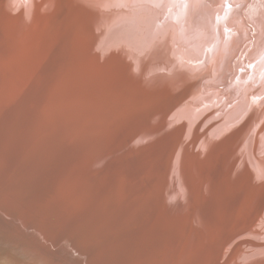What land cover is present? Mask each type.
Masks as SVG:
<instances>
[{"label": "bare ground", "instance_id": "bare-ground-1", "mask_svg": "<svg viewBox=\"0 0 264 264\" xmlns=\"http://www.w3.org/2000/svg\"><path fill=\"white\" fill-rule=\"evenodd\" d=\"M74 1H76V0H74ZM87 1L91 5V7L92 6L97 7V9H98V6L103 8L105 5L106 6L109 5V8H111L112 13L115 10H114V8L111 7V5H113L114 3L119 4L118 10H120V11H118V12H119V15L122 17L121 20L123 19V17L126 20L128 19L127 24L124 27L127 28V25H129L130 28L128 26V30L125 31V32H127L126 33V35H127L126 43H124V45L122 44L123 49H125V48L127 49V51L124 52L125 53L124 54L125 60L123 61L122 64H116L115 62L111 61V64L113 62V64L115 65V70H113V71H115L116 74H118V76L121 79L122 78H131L133 80H136L142 86V88L145 87V90L147 89L149 92H152V93L153 92H162V95L164 97L169 98V103H171L172 102L171 100H173V99L176 103V100H177L176 98H181V97H183V99L185 100L186 95L189 93L188 91H191V87H192L191 80L194 77L200 78L201 73H204L205 75L210 74L211 77L216 76L217 74H219V72L221 70L222 63L227 61V70H226V73L224 75V77L225 78L227 77V79L224 82V84L227 82V84L229 83V86H231V87H232V85H236L237 86L236 92L232 93L233 95H229V97L222 99V97H221L222 92L218 91L217 88H215V89H217V93H215V91L213 90L214 88H210L211 86L210 87L204 86V88H202V86H201V88L198 89V91L195 92V94L193 93L194 95L192 96L191 101L192 100L196 101V100L201 99L202 102H204V105H203L204 108L207 110L206 114H207V112L209 114V112H210L209 109H211V108H213L217 111L219 109H222L223 111L224 110L228 111V113L226 114L227 117L224 118L221 122L218 121L219 124L216 127V132L210 138L213 140V137L214 138L215 137H220V138L223 137L224 139L223 138H221V139L224 140L223 141V143H224V142H226L227 138H230L232 136L231 138H234L233 143L231 142L232 144H231L230 148L227 147L224 150H221L222 148H220L221 151L220 150L219 151H216V150L213 151V148L209 147L210 142L206 143L207 140L206 141L200 140L199 145L195 151V155L197 158L198 157L204 158V163L209 162L210 164L214 165L216 169H213V170L218 171L217 175H219L221 170L223 171L222 177H220V178L218 177V179L221 181V183H224L227 180L230 181L229 177L231 174H234L235 178L237 177L236 179H234V181L230 182L229 185L227 184L228 183V181H227V183L225 185H227L228 188L227 187L225 188V185L221 184V188H224L223 192L229 193L230 189L231 190L233 189L235 191H237L238 189H241L245 192L248 189L247 186H248V181H250V179H251V182L253 180H256V181H258L257 183L262 184V185H260V187H261V189H263L264 188V130H263L264 127L261 128L263 130L262 132H260V133L258 132L256 134V140H254V137L251 135L256 130L252 126V124L255 123L254 122L255 116L257 115L258 117H262L261 121H262V119L264 120V70H262V68L264 66V0H199L201 2L200 3L201 6L198 4V2L196 0L195 1L192 0L193 3H190L189 5L184 0H87ZM41 2H42V0H41ZM41 2H40V4H41ZM52 2H53L52 5H54L56 3L53 0H52ZM81 2H84V1H81ZM81 2L79 0L80 4H81ZM93 2L97 3V5L93 4ZM4 4H6V3H4ZM34 4H35V2H34ZM34 4H33V6H34ZM20 5H22V2ZM24 5L25 4H23V8L25 7ZM28 5H27V7H28ZM52 5L49 4V6H51V7H52ZM72 5L73 4H71V6ZM81 5L83 6V4H81ZM33 6H32V8H33ZM73 6H75V4ZM76 6L78 7L79 5H76ZM82 6H80V7H82ZM84 6H83V8H85ZM121 6H122V8H121ZM235 6H237V7L239 6L241 9L236 10ZM48 7L46 9H48V13H49ZM87 7H89V5ZM100 7H99V10H97V11H99V13H100V11H102V8H100ZM3 8L5 9V7H3V5H2V11L4 10ZM29 8L31 9V7H29ZM35 8H36V6H35ZM25 9H26V7H25ZM51 9H53V8H51ZM77 10H79V9H77ZM82 10H86V9H82ZM5 11H3V12H5ZM21 11H22V9H21ZM31 11H33V9ZM41 11H42V8H41ZM97 11H95V12H97ZM26 12L27 11H25V14H26ZM39 12H40V10H39ZM42 12H43V14L45 13L44 11H42ZM88 12H90V11H88ZM109 12H110V9H109ZM109 12H108V15L110 14ZM191 12H193V15H195V12H197L199 16L196 18H194V17L192 18ZM6 13L8 14V12H6ZM41 13H40V16L43 15ZM50 13H51V15L49 14L50 16L48 17V21L49 20L51 21V19H50L51 16L53 18V16L55 17V15H56V14L52 15V13H53L52 11ZM55 13H56V11H55ZM105 13L107 14V12H105ZM11 14H13V13H11ZM19 14H20V11H19ZM19 14H18V16H20ZM22 14H24V13H22ZM227 14L229 15L230 21L234 22L235 25L242 26V27L251 26L252 28H254L251 31L248 30L249 34H250V32H252V34H250L251 45L249 48L247 47L245 49V51H242L243 43L239 44V49L234 47V40H235V38H237L236 37L237 33L234 32L233 30L229 29L230 27H228V26H226V24H224L225 19L222 17L227 15ZM253 14H256V15H253ZM14 15H16V14H13L12 17H14ZM44 15H46V14H44ZM94 15H97V14H94ZM108 15L107 16L104 15L103 17L101 16V14L98 15V16L102 17V20H103V22L101 21L102 26L105 29H107V31L123 27L125 22L121 24V22L116 21V19L114 20L112 18V20H111L110 19L111 16L109 17ZM9 16H10V14H8V17ZM18 16H16L15 20L17 19L18 23L20 22L19 20H22L21 22H23V19H22L23 17L21 16L22 18L20 17V19H19V18H17ZM33 16H34V14L32 16H30V18H32ZM107 17H109V18H107ZM4 18H6V16ZM10 19H12V18H9V20ZM24 19H25V17H24ZM39 19L40 18H38V22H39ZM74 19H76V18L74 17ZM1 20H3V17H1ZM12 20H14V18ZM5 21H6V24L9 25L8 21L7 20H5ZM48 21H47V23H48ZM74 21H76V20H74ZM79 21H80V19H79ZM51 22H53V21H51ZM55 22H53V24L51 26L52 28H53V25L56 24ZM91 22H93V24L95 23L94 20ZM98 22H99V19H98ZM98 22H97V24H99ZM47 23H46V26L48 27V25H50L49 24L50 22L48 24ZM73 23H75V22H73ZM14 24L11 25L12 28H13ZM29 24L31 25L33 23L29 22ZM93 24H92V26H93ZM35 25H32V26L34 28V31L35 30L37 31L38 28L35 29L37 27V26L34 27ZM11 26H10V28H11ZM74 26H75V24H74ZM85 26L87 27L88 25H85ZM97 26L98 25H96V29L99 30L100 24H99V27H97ZM18 27H19V24L17 25V28ZM51 27H49V28H51ZM86 27H84V28H86ZM88 27H90V26H88ZM14 28H15V26H14ZM17 28H15V29H17ZM59 28H57V29H59ZM90 28H92V27H90ZM19 29H20V27H19ZM44 29H46V27ZM69 29L67 30V27H66L67 32L70 31ZM77 29L78 28H76V30ZM129 29H135V30L129 32ZM248 29H250V28H248ZM39 30H41V29L39 28ZM66 30L64 29V31H66ZM71 30H74V28H71ZM88 30H90V29L88 28L87 31ZM98 30H96V31H98ZM100 30H102V29H100ZM27 31H28V29H27ZM27 31L25 29V32H27ZM44 31H42V32H44ZM82 31H84V30L82 29L81 32ZM9 32H11V31H9ZM22 32H24V31H22ZM32 32L31 33L29 32L27 35H31ZM37 32H39V31H37ZM46 32H47V30H46ZM93 32L95 33V29ZM8 33H7V35H8ZM12 33H14V32H12ZM107 33L109 35V32H107ZM15 34L17 36L14 34H13V36L18 38L19 34H17L16 32H15ZM23 34H20L19 39L21 38V35H22V37L25 35V34L24 35ZM42 34H40L39 37ZM44 34H45V32H44ZM68 34L72 35L71 33H68ZM81 34H79V35H81ZM91 34L93 35V33H91ZM52 35H55V34H52ZM57 35H58V33H57ZM46 36H47V33H46ZM51 36H50V38H51ZM11 37L10 38L6 37V38H9V40L11 41ZM14 37H13V39H14ZM69 37L70 36H68V38ZM72 37H74V36H71V38ZM79 37L82 38L83 36L81 35ZM106 37H105V39H106ZM2 38H4L3 35H2ZM28 38H31V37L27 36V40H28ZM41 39H44V38H41ZM86 39L88 40V38H86ZM89 39H90V37H89ZM243 39H244V37H243ZM15 40H17V39H15ZM36 40L39 42L40 38H39V40L36 38ZM59 40H60V38H59ZM68 40H72V39L69 38ZM74 40H75V38H74ZM115 40L117 42V38ZM248 40H249V38H248ZM8 41H6V42L4 41L5 44L10 42V41L9 42ZM26 42L27 41H25V43ZM50 42H52V40ZM50 42H48V45H50ZM60 42H62V41H60ZM63 42H64V40H63ZM82 42L84 43V41H82ZM86 42H88V41H86ZM89 42H91V41H89ZM0 43H3V41H0ZM31 43L32 42L27 43L28 46L31 47V45H32ZM33 43H35V41ZM67 43H69V44L71 43L70 47H71V49H73L72 48L73 40H72V42L68 41ZM77 43H80V42H77ZM41 44L43 45V41L41 42ZM63 44H65V42ZM92 44H93V42H92ZM120 44H121V42H120ZM2 45H4V44H2ZM37 45L39 46V44L36 42L35 46H37ZM105 45H107V44H105ZM20 46L22 47L21 43H20ZM33 46H34V44H33ZM38 46H37V48H38ZM64 46H61V43L59 45L57 42L56 48L55 47L54 48L58 49V52L60 53L61 48H63ZM8 47H7V51L10 50V49H8ZM73 47H75V46H73ZM88 47H90V46L88 45ZM237 47H238V45H237ZM12 48L14 49V47H12ZM16 48L19 49V45ZM27 48L25 49V47H22L23 50H27ZM39 48H41V47H39ZM1 49H2V46H1ZM71 49H69V51H67V49H65L66 50L65 54L69 55V52L72 53L70 51ZM91 49L92 48L90 47V50ZM108 49H110V48H108ZM20 50H21V48H20ZM23 50H21V51H23ZM34 50L32 48L31 51H34ZM45 50H47V49H45ZM63 50L64 49H62V51ZM82 51H84V50H81L80 52H82ZM9 52H7V53H9ZM14 52H15V49H14ZM18 52L19 51L16 52V55L19 54ZM56 52H57V50H56ZM66 52H68V53H66ZM26 53H30V51H28V52L26 51L23 54L25 55ZM38 53L44 54L45 51L43 50V52H42V50H41V53L40 52H38ZM51 53H53V55H54L55 52H51ZM47 54L49 55L50 52ZM76 54H77V52H76ZM232 54H235L233 58L231 56ZM6 55L4 54L3 56L5 57ZM45 55L46 54H44V56ZM55 55H58V53ZM97 55H98V53H97ZM107 55L108 54H106V56ZM229 55H230V57H229ZM60 56H64L65 58H67L66 57L67 55H64V54H62ZM14 57H15V55H14ZM45 57H44V59H45ZM49 57H51V55ZM64 57H60L61 58L60 59L61 64L62 63L64 64L65 61H67V59H68L67 58L65 60ZM7 58H8V56H7ZM9 58H11V57H9ZM57 58H59V56ZM74 58H75V56H74ZM46 59H48V61L50 60V58H46ZM52 59L54 62H57V60L55 61L54 58H52ZM76 59H78V58L76 57ZM10 61L11 62L14 61L13 63H15V65H16L14 58H13V60L11 58ZM36 61H38V59ZM62 61H64V62H62ZM78 61H80V63H82L81 62L82 59L81 60L79 59ZM242 61H244V62H242ZM41 62H42V59H41ZM50 62H51V60H50ZM107 62H108V60H107ZM36 63H35V65H36ZM57 63L60 65V68H61L62 66L59 63V60ZM73 63H74V61H73ZM80 63L78 65H80ZM52 64H54V63L52 62ZM59 65H57V66H59ZM114 65H113V67H114ZM118 66H120V67H118ZM38 67H40V65ZM75 67H76V65H75ZM107 67H109V66H107ZM49 68H52V66ZM62 68L64 70V67H62ZM85 68H87V67H85ZM245 68L249 69V71H246ZM111 69H113V68H110V71H112ZM49 70H50V72H49ZM49 70H47L48 73L52 74V76H53V71L51 72V69H49ZM35 72H37V71H35ZM35 72L32 71L31 73H35ZM58 72H60V71H58ZM115 72L114 73L111 72V73H113L115 76H117L115 74ZM42 73L44 75L43 71H42ZM42 73H41V75L40 74L39 75L42 76ZM26 74H27V72H26ZM94 74H92V75H94ZM109 74H110V72H109ZM113 74H110V75H113ZM229 74H231V76ZM20 75H22V74L18 73V76H20ZM28 75H30V71H29ZM32 75L34 76L36 74H32ZM54 75H55V73H54ZM13 76L14 75H12V77ZM23 76L25 77V75H23ZM45 76H44V78H45ZM50 76L51 75H49V77ZM56 76H55L54 80H53V77H50L52 79V81H55ZM21 77L19 78L20 81H21ZM206 77L207 76H205V78ZM50 78L47 79V77H46L45 79H46V81H48V80L50 81L51 80ZM57 78H60V75ZM14 79H13V81H14ZM229 79H231V81ZM26 80H28V78ZM64 80H62L61 82H63ZM72 80H74V79H72ZM52 81H50V82H52ZM68 81H69V79H68ZM6 82H7V80L3 76H0V92H1L3 86L5 85ZM83 82H84V80H83ZM97 82H98V80H97ZM99 82L101 83V81H99ZM29 83H30V81H29ZM56 83H57V81L55 82V85L53 83H52V85L57 86ZM60 83L58 84L59 88H60ZM102 83H104V82H102ZM46 84L49 85V88H50L51 85L48 84L47 82H46ZM46 84L44 85L45 87H46ZM106 84L105 83L103 84V85H105L104 89L107 87L109 88V86H108L109 84H107V87H106ZM17 85L18 84H16L15 87ZM27 85H29V84L27 83ZM32 85H34V84H32ZM103 85H101V86H103ZM216 85H218V84H216ZM220 85L223 86V84H220ZM36 86L34 89H38V88H36ZM61 86H62V84H61ZM65 86L66 85H64L62 87H65ZM85 86H87V85H85ZM8 87H5V88H8ZM58 87H56V89H54V90H56L55 92H57ZM112 87L113 86L110 85V89H113ZM59 88H58V90H59ZM10 89H12V88H10ZM30 89H31V87H30ZM84 89H85V87H84ZM88 89H90V88H88ZM98 89H100V88H98ZM7 90L8 89H6L5 92ZM54 90H51L49 92L51 93ZM115 90H117V92ZM115 90H113V93L110 92V94L113 95L114 93H116V96L118 94L119 95L120 94H126L127 98H130L131 100H133L131 102L135 101V102H138L139 104H143L144 108L145 107L150 108L155 103V101L153 102L150 99L142 98V97L138 96L137 94L130 92L132 89L130 91H128V90H123V89H119V88L117 89V87H116ZM26 91L24 89V92H26ZM39 91L40 90H38V92ZM45 91H46V93H44V94L48 95L47 94V93H49L48 90H45ZM108 91H109V89H108ZM2 92H3V90H2ZM29 92H30V90H29ZM38 92L35 91V93H38ZM28 93H24L25 96H26V94L28 95ZM41 93H42L41 96L43 98L44 97L43 92L41 91ZM60 93H62L61 89H60L59 93H57V94L59 95ZM1 94H3V93H1ZM6 94H8V93L6 92ZM19 94H21V93H19ZM24 94L21 96L25 97ZM33 94H34V92H33ZM110 94L108 93V95H110ZM60 95L63 96L64 94L63 95L60 94ZM9 96H11V95H9ZM13 96L11 97L12 99H13ZM41 96L39 94V97H41ZM105 96H107V95H105ZM113 96H115V95H113ZM113 96L111 97L112 99H113ZM116 96H115V98H116ZM175 96H176V98H175ZM231 96H234V98L232 99ZM31 97H30V99H33L34 95H31ZM188 97H190V96H188ZM203 97L205 98V100ZM20 98H18V99L20 100ZM26 98H28V97H26ZM26 98H24V102H25ZM109 98L107 100H109V101L112 100ZM136 98H137V100H136ZM147 98H149V97H147ZM16 99H17V97H16ZM43 99L45 100L46 96ZM67 99H69V98L67 97ZM28 100H29V98H28ZM39 100H40V98H39ZM59 100H60V97H59ZM59 100L57 99V101H59ZM86 100H88V99H86ZM13 101H14V99H13ZM21 101H23V100H21ZM54 101L56 102V100H54ZM75 101H78V100H75ZM3 102H5V101H3ZM20 103H21V105L23 104L22 102H20ZM35 103L37 104L38 102H35ZM44 103H45V101H44ZM46 103H48V102H46ZM50 103H51V101H50ZM116 103H118V102L116 101ZM134 103H133V105H134ZM182 103H184V102H182ZM15 104H13V105L15 107H17ZM31 104H32V102H30V105ZM41 104H43V103L41 102ZM84 104H85V102H84ZM6 105H5V107H6ZM24 105L26 106L28 104H24ZM43 105H41V106H43ZM110 105H109L110 107L114 106L113 103ZM44 106L41 109L45 108ZM52 106H55V105L52 104ZM70 106H71V102H70ZM79 106H81V105L79 104ZM79 106H78V108H80ZM117 106H120V105L116 104L115 107H117ZM123 106H125V105H123ZM123 106H121V108ZM201 106H202V104H201ZM5 107H3V103L0 102V264H217L215 259L214 260L211 259V258H213L212 254H214L211 252L213 251V249H216V245L213 244L214 243L213 241H211V233L214 232V230L217 227L216 223L214 222L215 220L213 219V217H214V215H213V208H214L213 204L211 202L207 203V201L205 199V205L206 204H208V205H207V207L206 206H204V207L207 208L208 211L206 210V208H205V210L207 211L206 214L207 213L208 214H207V216H206V214H203L204 217H202V216H200L201 214H199L200 211L199 212L197 211L199 209L194 208L195 206H193L194 209L189 208L192 205V204H189L191 202V200H189L190 202L188 203L190 205L189 207H184L185 205L183 206V204L185 203V202H183L184 200L183 201L181 200L183 202L181 204V203H179L181 201L178 198L179 202H177L176 196L174 195V191H173V185H171L172 183L171 184L166 183L165 181H163L164 179L162 177H161V179L157 178L159 176L158 172L162 173L161 172L162 170L157 172L156 168H155V173L157 172L156 174H154L153 171L151 173L147 170L142 171V172L141 171H139V172L134 171L135 173L130 174L131 173L130 172L128 174V172L130 170H127L128 167L125 163L124 164L127 167L125 170H127L128 172L123 170V168H125V166L124 167L123 166H119V167L115 166V164L112 163L111 160L108 158V155L110 154L108 151H109L111 144H112L111 147H113V144H114L113 141L118 136V133L115 130L116 128L113 127V129H109L108 127H106V129H105L103 127L104 125H97L96 126V125H93V124L85 122V121L70 120V119H68V117L65 118L64 115H57L52 120L51 119L49 120L46 116L47 113L45 112V110H43L42 114H43V112H45V116L49 121L47 120V122H45L46 119H44L45 123L41 124L38 128H36L33 132H31V134L29 132L30 136L27 138V140L25 138H23L26 141H21L19 132H17V128H16L15 123L13 122L12 116L9 115L10 111L9 110L7 111L5 109ZM75 107H76V105H75ZM75 107H74V109H75ZM84 107L85 106L82 105V108H84ZM169 107H170V105H169ZM18 108L19 107H17V109ZM23 108H24V106H23ZM68 108H70V107H68ZM82 108H81V110H82ZM95 108L96 107H94V110H92V112H90V113H92V115H93L94 111L96 110ZM99 108L101 109L100 105L97 108L98 111H99ZM105 108H106V106H105ZM12 109H14V108H12ZM17 109H14V110H17ZM71 109H72V107H71ZM119 109L120 108L117 107V110H119ZM14 110H13V112H14ZM81 110L79 113H81ZM175 110L173 109V111H175ZM22 111H24V110H22ZM47 111H50V109H48ZM100 111H102V110H100ZM142 111H143V109H142ZM223 111L221 113H223ZM54 112H53V115H54ZM73 112H75V111H70L69 113L72 114ZM85 112H83V113H85ZM79 113L77 115H79ZM109 113L111 114L110 111H109ZM112 113H113V111H112ZM117 113H119V112L117 111ZM117 113L115 112V114H111V115L115 116V115H117ZM14 114H15V112H14ZM21 114H23V112ZM110 114H109V116H110ZM202 114L205 116V113H202ZM219 114L220 113H218V115ZM23 115H21V116H23ZM199 115H201V114L199 113ZM31 116H33V114ZM39 116L41 117V114ZM18 117H20V114ZM16 118H17V116H16ZM192 118H190V116H184L177 121V124L181 121L183 122L182 124H180L181 130H182V134H181L182 137L180 138L179 142H181V144L183 143L184 147L186 146L187 140L189 138L188 135L190 134V131H191L190 128H194L195 124H193V123H198L199 121L200 122L202 121L201 118H199V117H198V119H200L199 121H198L197 117H194L193 119ZM203 118L204 117H202V119ZM18 119L22 120L20 118H18ZM18 119H17V121H18ZM213 119L211 118V122ZM36 121H35V123H36ZM18 122L20 123V121H18ZM30 123L31 122L29 121L28 124H30ZM184 124H188L187 126H190V127L187 128V126H186V128H185ZM204 125H205V123H204ZM108 126H111V125H108ZM149 126H150L149 123L142 124L136 132V138L138 137L139 139H142L148 133ZM31 127H34V126H31ZM206 127H208V126H203L199 131L202 130L204 133ZM22 128H23V126H22ZM30 130H31V128H30ZM27 131H29L28 128H27ZM195 133L197 134L198 132H195ZM241 133H242V135L245 133V138L242 139L240 137V140H239L238 136ZM26 136H28V135L26 134ZM119 136L116 139V142L121 138V136L120 137ZM228 136H230V137H228ZM260 136H261V138H260ZM134 138L135 137H133V139ZM196 138L199 139V135ZM220 138H219V140H221ZM132 140H130V141H132ZM137 143H134V144L136 145ZM139 143H140V141H139ZM218 143L220 144L221 141ZM175 144H176V141H175ZM126 145H125V147L128 146V145L127 146ZM200 146L203 147L204 150ZM216 146H218V144ZM220 146L222 147V145H220ZM224 146H226V143L224 144ZM194 147H195V145H194ZM256 148H257V150L254 151ZM110 149H112V148H110ZM175 149H176V147H175ZM113 156H116V152H115V155H113ZM117 156H119V155H117ZM164 158L166 160V157H164ZM115 159H116V157H115ZM122 159L120 158L119 160H122ZM180 159H182V158H180ZM180 159H178L180 162L179 167L182 165ZM243 159H245V160H243ZM209 160L212 162H210ZM163 161H161L162 164H159V165H163V163H164ZM110 162L113 164V167H112V165L110 166V164H109ZM120 163H122V162H120ZM130 163L131 162H129V164ZM165 163H166V161H165ZM133 165H134V163H133ZM159 165H158V167H161ZM135 166H137V165L135 164ZM135 166H134V168L136 170L137 168ZM130 167H131V165H130ZM166 167H168V166L166 165ZM181 167H183V166H181ZM191 168H193V166ZM132 169H133V167H132ZM159 169L160 168H158V170ZM161 169H162V167H161ZM182 169H184V168H182ZM189 172H192V171H189ZM180 173L181 172H179L178 175ZM189 174H191V173H189ZM155 175H158V176L156 177ZM228 175H229V177H228ZM181 176L182 175H180L178 177H181ZM145 177H149V178L145 179ZM152 178H154V180H152ZM190 178H192V177H189V179ZM225 178L227 180H225ZM252 178H254V179H252ZM193 179L195 180V177ZM183 180L180 179L181 182H183ZM180 181H178V183L181 184ZM207 181H208V179H207ZM211 181H212V178H211ZM211 181H209L208 187L212 185ZM191 183H190V185H192ZM207 184H208V182H207ZM250 184H254V183H250ZM193 186H194V184H193ZM219 186L220 185H218L217 190L220 189ZM251 186L253 188L255 185L254 186L251 185ZM180 187L184 188V183H183V186L181 184ZM205 187H206V185H205ZM190 188L192 189L191 186H190ZM196 189L199 191L200 188L199 189L196 188ZM196 189H194V190H196ZM207 189L209 190V188H207ZM180 190L181 189H179V191ZM202 190H203V188H202ZM255 190H259V189H255ZM196 191H193V192H196ZM198 191H197V194H199ZM250 191H252V190L249 189V192ZM182 192H184V190ZM193 192L191 191L192 194H193ZM206 192H208V193H206L208 196L209 191H206ZM182 194H184V193H182ZM182 194L180 197L183 198ZM186 194H187V192H186ZM194 194H196V193H194ZM196 195H194V196H196ZM223 195H224V193H223ZM196 197H193L192 200L196 199L197 202L201 201V200H198ZM215 198L217 201V197H215ZM189 199H191V198L189 197ZM196 201H193V203H195L194 205L197 206ZM219 201H221V199ZM253 201L255 203V199ZM179 204H181V205H179ZM199 204H200V202H199ZM217 204H219V203L217 202ZM233 204H234V201H233ZM248 204L251 205V203H249V202H248ZM248 204H247V206H248ZM214 205H216V203ZM232 205H231V207H233ZM221 206H223V205H221ZM215 207H217V205ZM199 208H201V206ZM252 208H254V207H252ZM202 209H203V207H202ZM231 212H232V210H231ZM216 213H219V212H217V209H216ZM218 216H215V217H218ZM227 217H229V216H227ZM220 218H221V215H220ZM217 220H219V218ZM230 220L231 221L229 222V225H227L226 229H227V231L231 230L233 233H235L241 227L242 228L246 227L247 223L249 221L247 219L245 220L243 214L240 215L239 213H238V215H235V213L233 215H231ZM234 222H235L236 226H234ZM224 223L226 224L227 220ZM218 225L220 226V224H218ZM259 225L260 226L257 228L258 229L262 228V226H261L262 221H260ZM256 232L254 231V234H256ZM257 233L260 234V233H264V232H260V233L257 232ZM187 235H188V240H189L188 242H186V238H185ZM247 238H248V236H247ZM248 241L249 242L246 244V246L244 245V246H242V248L239 247L238 250L236 249L237 251L235 250V253H234L233 258H232V259H236L235 264H264V251L260 252L261 254H259V255H255L256 253H254V255L252 257H248L249 255H247V254H250V253H247V250H249V252H250L252 249H260V250L264 249V237H263V239H260L258 236L253 235V237L250 236L248 238ZM234 243L235 242L233 241V244H231V245H234ZM229 244L230 243H228V245ZM228 245L226 246V248H225L226 252H224V253H227V251H229V250H227V247H229ZM243 247H248V248L243 251ZM229 248H232V247H229ZM260 250H258V251H260ZM227 254H226V256H227ZM246 256L248 258H245ZM222 258H223V256H222Z\"/></svg>", "mask_w": 264, "mask_h": 264}, {"label": "rangeland", "instance_id": "rangeland-1", "mask_svg": "<svg viewBox=\"0 0 264 264\" xmlns=\"http://www.w3.org/2000/svg\"><path fill=\"white\" fill-rule=\"evenodd\" d=\"M19 1V2H18ZM50 0H42V2H41V0H0V41H3V43H0V76H3L6 80H7V82L5 83V85L3 86V88H2V90H3V92H2V90H1V92H0V102L1 103H3V107H5V105H6V107H5V109L8 111H10V113H9V115L10 116H12V119H13V122L15 123V125H16V128H17V132H19V135H20V139H21V141H26L27 140V138L30 136V134H31V132H33L36 128H38L41 124H43V123H45V122H47V120L49 119H53V118H55L57 115H64L65 116V118L66 117H68V119H70V120H77V121H85V122H88V123H91V124H93V125H104L103 127L106 129V127H108L109 129H113V127L114 128H116L115 130H116V132L118 133V136L120 135L121 136V138L116 142V139L118 138V136L114 139V141H113V147H111L112 146V144L110 145V148H112V149H110L109 148V155H108V158L111 160V162L112 163H114L115 164V166H117V167H119V166H125V168H123V170H125L127 167L129 168L130 167V165H131V167L128 169L127 168V170H130L129 172L127 171V170H125V171H127L128 172V174L130 173V174H133V173H135L134 171H136V172H139V171H149V172H151L152 173V171L154 172V174H156L158 171H161L162 173H160V172H158V175H155L157 178H160L161 179V177L164 179L163 181H165L166 183H168V184H171V185H173V191H174V195L176 196V199H177V202H179L178 201V198H179V200L181 201H183V202H185L184 204H183V206L184 207H189L190 205L189 204H192L189 208H193V206H195L194 208L195 209H199V210H197L198 212H199V214H201L200 216H202V217H204V215L203 214H206V212L208 211L207 210V205L208 204H206L205 205V199H206V201H207V203L208 202H211L212 204H213V206H214V208H213V215H214V217H213V219L215 220L214 222L216 223V229L214 230V232H212L211 233V241H213L214 243L213 244H215L216 245V249H213V251L211 252V253H214V254H212L213 255V258H211V259H215L216 260V262H217V264H235V261H236V259H232L233 258V255H234V253H235V250L237 249L238 250V248L239 247H241L242 248V246H246V244L249 242L248 241V238L251 236V237H253V235H256V236H258L260 239H263V237H264V233H260V232H264V188L263 189H261V187H260V185H262V184H259V183H257L258 181H256V180H253L252 182H251V179H250V181H248V189H247V191H243V190H241V189H238L237 191H235V190H229V193L227 192H223V190H224V188H221V184H226L227 183V179L225 178V180H227L226 182H224V183H221V181L218 179V177L220 178V177H222V173H223V171L221 170V172L219 173V175H217V173H218V171H215V170H213V169H216L215 168V166L214 165H212V164H210L209 162H205L204 163V158H197L196 157V155H195V151H196V149H197V147H198V145H199V142H200V140L201 141H206V143H209V147H211V148H213V151L214 150H216V151H219L220 150V148H222L221 150H224L225 148H227V147H229L230 148V146H231V144L233 143V139L234 138H231L230 136H228V137H230V138H227L226 139V142H224L223 143V137H221V138H223V139H221L220 137H213V140L210 138L211 136H213L214 134H215V132H216V127H217V125L219 124V122L218 121H222L224 118H226L227 117V113H228V111H226V110H222V109H219L218 111L217 110H215V109H213V108H211V109H209L210 110V112H209V114H208V112H207V114H206V109L204 108V102H202V100L201 99H199V100H196V101H194V100H192L191 101V98H192V96L195 94V92H197L198 91V89H200L201 88V86H202V88H204V86H211L210 88H214L213 90L215 91V93H217V89H218V91H220V92H222V95H221V97H222V99L223 98H227V97H229V95H233L232 93H234V92H236V89H237V86L236 85H232V87L231 86H229V83L227 84V82L224 84V82L226 81V79H227V77L225 78L224 77V75H225V73H226V70H227V61L226 62H224V63H222V65H221V70H220V72H219V74H217L216 76H213V77H211L210 76V74H204V73H201L200 74V78L199 77H194L192 80H191V83H192V87H191V91H188L189 93L186 95V98H185V100L183 99V97H181V98H176V96H175V98L177 99H175L176 100V103H175V101H174V99L173 100H171L172 102L171 103H169V98H166V97H164L163 95H162V92H149L147 89L145 90V87H143L142 88V86L136 81V80H133V79H131V78H120L119 76H118V74H116V72L115 71H113V70H115V65L113 64V62H115L116 64H122L123 63V61L125 60V53L124 52H126L127 51V49L125 48V49H123V45H124V43H126V38H127V35H126V33L127 32H125V31H127L128 30V26L129 25H127V28L126 27H124V26H126V24H127V20L123 17V19L121 20V16L119 15V12L118 11H120V10H118V7H119V4H116V3H114L113 5H111V7L112 8H114V10L115 11H113V13H112V10H111V8H109V5H105L103 8L102 7H100V6H98V9H97V7H91V5L89 4V2L87 1V0H80V2L81 1H84V2H81V4H83V6L85 7V8H83V6L79 3V0H76V1H72V0H53L54 2H56L54 5H52L53 4V2H52V0L49 2ZM184 1H186L187 2V4L189 5L190 3H193V1H195V0H184ZM197 2H198V4L200 5V1L199 0H196ZM15 2V3H14ZM21 2H22V5H20L21 4ZM34 2H35V4H34ZM40 2H41V4H40ZM74 2V3H73ZM87 2V3H86ZM2 3V4H1ZM4 3H6V4H4ZM32 3V4H31ZM51 4L52 5V7L51 6H49V4ZM77 3V4H76ZM86 3V4H85ZM23 4H25L24 6L26 7V9H25V7L23 8ZM30 6H29V5ZM33 4H34V6H33ZM39 4V5H38ZM71 4H75V6H71ZM93 4H96L97 5V3H94L93 2ZM2 5H3V7H5V9L3 10V11H5L6 9V11L5 12H3L2 11ZM27 5H28V7H27ZM44 5V6H43ZM76 5H79L78 7L76 6ZM89 5V7H87ZM116 5V6H115ZM118 5V6H117ZM22 6V7H21ZM32 6H33V8H32ZM35 6H36V8H35ZM41 6V7H40ZM49 6V7H48ZM80 6H82V7H80ZM114 6V7H113ZM201 6V5H200ZM14 7V8H13ZM29 7H31V9L29 8ZM49 8V13H48V9H46V8ZM55 7V8H54ZM99 7L100 8H102V11H100V13H99V11H97V10H99ZM18 8V9H17ZM41 8H42V11H44L45 13L44 14H46V15H44L43 14V12L41 11ZM45 8V9H44ZM51 8H53V9H51ZM88 8V9H87ZM110 9V12H109V9ZM117 8V9H116ZM121 8H122V6H121ZM11 9V10H10ZM21 9H22V11H21ZM33 9V11H31ZM76 9V10H75ZM77 9H79V10H77ZM82 9H86V10H82ZM235 9L237 10H239V9H241L239 6L237 7V6H235ZM35 10V11H34ZM38 10V11H37ZM39 10H40V12H39ZM47 10V11H46ZM90 11V12H88V11ZM92 10V11H91ZM18 11V12H17ZM19 11H20V14H19ZM24 11V12H23ZM25 11H27L26 12V14H25ZM53 12L52 13V15L54 14H56L55 15V17L53 16V18H52V16L50 17V19H51V21H53V22H55L56 24H54L53 25V28L51 27L52 26V24H53V22H51L50 20L48 21V17L51 15V13L50 12ZM55 11H56V13H55ZM95 11H97V12H95ZM6 12H8V14H10V16L8 17V14L6 13ZM16 12V13H15ZM38 12V13H37ZM42 12V13H41ZM78 12V13H77ZM88 12V13H87ZM102 12V13H101ZM105 12H107V14L105 13ZM108 12L111 14H109L108 15ZM117 12V13H116ZM6 13V14H5ZM11 13H13V14H16V15H14V17H12L13 16V14H11ZM22 13H24V14H22ZM40 13L41 14H43V15H41L40 16ZM104 13V14H103ZM18 14L20 15V16H18ZM34 14V16L32 17V18H30V16H32ZM38 14V15H37ZM50 14V15H49ZM94 14H97V15H94ZM101 14V16L103 17L104 15L105 16H111L110 17V19L112 20V18L115 20L116 19V21H119V22H121V24L122 23H124V25H123V27L122 28H116V29H112V30H110V31H107V29H105L103 26H102V22H103V20H102V17H100V16H98V15H100ZM103 14V15H102ZM75 15V16H74ZM114 15V16H113ZM191 17L193 18H196V17H198L199 15H198V13L197 12H195V15H193V12H191ZM253 15H256V14H253ZM252 15V16H253ZM6 16V18H4ZM16 16H18L17 18H19L20 19V17L23 19V22H21L22 20H19L20 22L18 23L17 22V19L15 20V18H16ZM39 16V17H38ZM79 16V17H78ZM94 16V17H93ZM113 16V17H112ZM1 17H3V20H1ZM8 17V18H7ZM24 17H25V19H24ZM45 17V18H44ZM74 17L76 18V19H74ZM109 17H107V18H109ZM9 18H14V20H12V19H10L9 20ZM28 18V19H27ZM38 18H40L39 19V22H38ZM44 18V19H43ZM78 18V19H77ZM222 18H224L225 19V21H224V24H226V26H228V27H230L229 29H231V30H233L234 32H236L237 33V38H235V40H234V47H236V48H238L239 49V44H242L243 43V46H242V51H245V49L248 47H250V45H251V36H250V34H252V32H250V34L248 33V30H252V29H254V28H252L251 26H246V27H242V26H237V25H235L234 24V22H232V21H230V18H229V15L227 14V15H225V16H223ZM32 21H31V20ZM37 19V20H36ZM79 19H80V21H79ZM98 19H99V22H98ZM101 19V20H100ZM5 20H7L8 21V23H9V25L8 24H6V21ZM13 22H12V21ZM55 20V21H54ZM74 20H76V21H74ZM86 20V21H85ZM94 20V24H93V22H91V21H93ZM2 21V22H1ZM10 21V22H9ZM30 23H33V24H29V22ZM47 21H48V23L50 24V25H48V27L46 26V23H47ZM102 21V22H101ZM5 22V23H4ZM14 24V26H15V28H17V25L19 24V27H20V29H19V27L17 28V29H15L14 28V26H13V28H12V26L11 25H13L12 23ZM27 22V23H26ZM73 22H75V23H73ZM90 22V23H89ZM97 22L100 24V27H99V24H97ZM17 23V24H16ZM22 23V24H21ZM47 23V24H48ZM73 25H72V24ZM88 23V24H87ZM22 26H21V25ZM25 24V25H24ZM36 24V25H35ZM40 24V25H39ZM74 24H75V26H74ZM79 24V25H78ZM92 24H93V26H92ZM6 25V26H5ZM32 25H35L34 27H36L35 29H37V31H39V32H37L36 30V32L34 31V28H33V26ZM84 27H86L85 25H88V26H90V27H92V28H90V27H86L87 29L89 28L90 30H88L87 31V29L86 28H84ZM96 25H98L97 27H99V30L98 29H96ZM10 26H11V28H10ZM39 26V27H38ZM55 26V27H54ZM69 26V27H68ZM72 26V27H71ZM3 27V28H2ZM7 27V28H6ZM46 27V29H44ZM49 27H51V28H49ZM60 27V28H59ZM66 27H67V30L69 29L70 31H68L67 32V30H66ZM95 27V28H94ZM121 27V26H120ZM9 28V29H8ZM39 28L41 29V30H39ZM57 28H59V29H57ZM71 28H74V30H71ZM76 28H78L77 30H76ZM129 28H130V26H129ZM248 28H250V29H248ZM25 29H26V31H27V29H28V31L27 32H25ZM31 29V30H30ZM43 29V30H42ZM64 29L66 30V31H64ZM83 29L84 31H82L81 32V30ZM94 29H95V33L93 32L94 31ZM100 29H102V30H100ZM17 30V31H16ZM45 30V31H44ZM46 30H47V32H46ZM51 30V31H50ZM54 32H53V31ZM80 30V31H79ZM92 30V31H91ZM96 30H98V31H96ZM135 29H129V32H131V31H134ZM9 31H11V32H9ZM19 31V32H18ZM22 31H24V32H22ZM33 31V32H32ZM42 31H44L45 32V34H44V32H42ZM59 31V32H58ZM64 31V32H63ZM87 31V32H86ZM239 31V32H238ZM9 32V33H8ZM12 32H14V33H12ZM15 32L17 33V34H19V36H18V38L17 37H14L13 36V34L14 35H16L15 34ZM31 33L32 32V34L31 35H27L28 33ZM43 34H42V33ZM66 32V33H65ZM107 32H109V35H108V33ZM143 32V31H142ZM4 33V34H3ZM7 33H8V35H7ZM25 35H24V34ZM34 33V34H33ZM46 33H47V36H46ZM50 33V34H49ZM55 34V35H52V34ZM57 33H58V35H57ZM65 33V34H64ZM68 33H71L72 35H70V34H68ZM82 33V34H81ZM91 33H93V35L91 34ZM123 33V34H122ZM240 33V34H239ZM6 34V35H5ZM20 34H23L24 36L22 37V35H21V38L19 39V37H20ZM36 34V35H35ZM38 34V35H37ZM40 34H42L40 37H39V35ZM75 34V35H74ZM79 34H81L83 37V39L81 38V37H79V36H81V35H79ZM84 34V35H83ZM88 34V35H87ZM2 35H3V37L4 38H2ZM10 35V36H9ZM28 37H31V38H28V40H27V36ZM53 37H52V36ZM60 35V36H59ZM78 37H77V36ZM92 35V36H91ZM12 36V37H11ZM17 36V35H16ZM34 36V37H33ZM50 36H51V38H50ZM55 36V37H54ZM68 36H70L69 38L70 39H72L73 40V44H72V48L73 49H71V47H70V44L69 43H67L68 41H70V42H72V40H68L69 38H68ZM71 36H74V37H72L71 38ZM88 36V37H87ZM101 36V37H100ZM108 38H107V37ZM121 36V37H120ZM250 36V37H249ZM255 36V35H254ZM6 37H11V41L9 40V38H6ZM13 37H14V39H13ZM33 37V38H32ZM47 37V38H46ZM64 37V38H63ZM89 37H90V39H89ZM92 37V38H91ZM105 37H106V39H105ZM243 37H244V39H243ZM249 38V40H248V38ZM6 38V39H5ZM26 38V39H25ZM36 38L39 40V38H40V41L38 42L37 40H36ZM41 38H44V39H41ZM54 38V39H53ZM59 38H60V40H59ZM66 38V39H65ZM74 38H75V40H74ZM82 40H81V39ZM86 38H88V40L86 39ZM117 38V42H116V39ZM246 38V39H245ZM15 39H17V40H15ZM19 39V40H18ZM25 39V40H24ZM32 41H31V40ZM57 41H56V40ZM103 39V40H102ZM120 39V40H119ZM11 42H9V41ZM30 40V41H29ZM35 41V43H33L34 41ZM47 40V41H46ZM52 40V42H50V41ZM63 40H64V42H65V44H63L64 42H63ZM80 40V41H79ZM98 40V41H97ZM109 40V41H108ZM6 41H8L9 43H6L5 44V42ZM22 41V42H21ZM25 41H27L26 43H25ZM43 41V45L41 44V42ZM45 41V42H44ZM60 41H62V42H60ZM82 41H84V43L82 42ZM86 41H91V42H86ZM121 42V44H120V42ZM239 41V42H238ZM247 41V42H246ZM21 43V45H22V47H25V49L28 47H30V46H28V44L27 43H29V42H32L31 44V47L33 48V50L34 51H31L32 50V48L30 47L29 49L27 48V50H23L22 49V47L20 46V43ZM36 42L39 44V46H38V48H37V46H35L36 45ZM48 42H50V45H48ZM57 42H58V44L60 45V43H61V46H64L63 48H61V50H60V53L58 52V49H55L56 48V44H57ZM77 42H80V43H77ZM92 42H93V44H92ZM108 42V43H107ZM245 42V43H244ZM16 43V44H15ZM2 44H4V45H2ZM27 46H26V45ZM33 44H34V46H33ZM52 44V45H51ZM63 44V45H62ZM87 44V45H86ZM97 46H96V45ZM105 44H107V45H105ZM111 44V45H110ZM115 46H114V45ZM118 44V45H117ZM123 44V45H122ZM18 45H19V49H17L16 47H18ZM25 45V46H24ZM30 45V44H29ZM42 45V46H41ZM88 45L92 48L91 50H90V47H88ZM93 45V46H92ZM237 45H238V47H237ZM1 46H2V49H1ZM9 46V47H8ZM11 46V47H10ZM73 46H75V47H73ZM78 46V47H77ZM85 46V47H84ZM107 46V47H106ZM110 46V47H109ZM7 47H8V49H10V50H8L7 51ZM12 47H14V49H15V52H14V49L12 48ZM39 47H41V48H39ZM46 47V48H45ZM50 49H49V48ZM55 47V48H54ZM82 47V48H81ZM20 48H21V50H23V51H21L20 50ZM87 48V49H86ZM94 48V49H93ZM108 48H110V49H108ZM113 48V49H112ZM17 49V50H16ZM40 49V50H39ZM45 49H47V50H45ZM52 49V50H51ZM60 49V48H59ZM62 49H64L63 51H62ZM65 49H67V51H69V49H71L70 51L72 52V53H70L69 52V55L68 54H65ZM89 49V50H88ZM13 50V51H12ZM41 50H42V52H43V50L45 51V53L44 54H46L45 56H44V54H39L38 52H40L41 53ZM50 50V51H49ZM56 50H57V52H56ZM76 50V51H75ZM81 50H84V51H82V52H80ZM9 52V53H7V52ZM17 51H19L18 53L19 54H17L16 55V52ZM28 52V51H30V53H26L25 55L23 54L24 52ZM50 52V54L48 55L47 53H49ZM99 51V52H98ZM102 51V52H101ZM129 51V50H128ZM241 51V52H242ZM3 52V53H2ZM21 52V53H20ZM51 52H55L54 53V55H53V53H51ZM76 52H77V54H76ZM58 53V55H55V54H57ZM64 54V55H67L66 57L68 58H65L64 56H60V55H62V54ZM66 53H68V52H66ZM97 53H98V55H97ZM102 55H101V54ZM123 53V54H122ZM6 55L5 57L3 56V55ZM15 55V57H14V55ZM106 54H108L107 56H106ZM51 55V57H49ZM234 55L235 54H232L231 56H232V58L234 57ZM2 56V57H1ZM7 56H8V58H7ZM21 56V57H20ZM59 56V58H57ZM74 56H75V58H74ZM82 56V57H81ZM122 56V57H121ZM9 57H11L12 58V60H13V58H14V60H15V62H16V65H15V63H13V62H11L10 60H11V58H9ZM28 57V58H27ZM42 57V58H41ZM44 57H45V59H44ZM60 57H64L65 58V60L67 59V61H65V63L63 64H61V58ZM76 57L78 58V59H76ZM109 57V58H108ZM120 57V58H119ZM229 57H230V55H229ZM26 58V59H25ZM42 59V62H41V59ZM46 58H50V60H51V62H50V60L48 61V59H46ZM52 58H54V60L56 61L57 60V62H58V60H59V63L61 64V66L62 67H64V70H63V68L61 67L60 68V65L57 63V62H54L53 61V59ZM57 58V59H56ZM90 58V59H89ZM102 58V59H101ZM38 59V61H36ZM63 59V58H62ZM81 60L82 59V63H80V61H78V60ZM238 59V58H237ZM236 59V60H237ZM107 60H108V62H107ZM235 60V61H236ZM73 61H74V63H73ZM111 61H113L112 62V64H111ZM37 62V63H36ZM52 62L54 63V64H52ZM62 62H64V61H62ZM80 63V65H78L79 63ZM121 62V63H120ZM242 62H244V61H242ZM35 63H36V65H35ZM46 63V64H45ZM52 65H51V64ZM57 63V64H56ZM73 63V64H72ZM84 63V64H83ZM109 63V64H108ZM42 64V65H41ZM48 64V65H47ZM107 64V65H106ZM32 65V66H31ZM40 65V67H38ZM57 65H59V66H57ZM73 65V66H72ZM75 65H76V67H75ZM86 65V66H85ZM95 65V66H94ZM112 65V66H111ZM113 65H114V67H113ZM2 66V67H1ZM52 66V68L55 70H53L52 68H49V67H51ZM54 66V67H53ZM107 66H109V67H107ZM35 67V68H34ZM85 67H87V68H85ZM118 67H120V66H118ZM66 68V69H65ZM110 68H113V69H111L112 71H110ZM16 69V70H15ZM49 69H51V72L53 71V76H52V74H50V73H48V71L47 70H49ZM68 69V70H67ZM119 69V68H118ZM68 72H67V71ZM89 70V71H88ZM245 70L246 71H249V69H247V68H245ZM262 70H264V66H263V68H262ZM25 71V72H24ZM29 71H30V75H28L29 74ZM35 72V71H37V72H35V73H31V72ZM42 71L44 72V75H43V73H42ZM46 71V72H45ZM58 71H60V72H58ZM66 71V72H65ZM110 72V74H113L114 72H115V74L118 76H115L114 74V76L113 75H110L109 74V72ZM120 71V70H119ZM24 72V73H23ZM26 72H27V74H26ZM49 72H50V70H49ZM65 72V73H64ZM80 72V73H79ZM111 72H113V73H111ZM10 73V74H9ZM18 73L20 74H22V75H20V76H18ZM41 73H42V76H40L41 75ZM54 73H55V75H54ZM95 73V74H94ZM4 74V75H3ZM7 74V75H6ZM32 74H36V75H32ZM38 74V75H37ZM40 74V75H39ZM47 74V75H46ZM51 75L50 77H53V80H54V78H55V76H56V79H55V81H52V79L49 77V75ZM60 75V78H57V77H59V75ZM92 74H94V75H92ZM97 74V75H96ZM12 75H14L13 77L15 78H13L12 77ZM23 75H25V77L23 76ZM32 75V76H31ZM46 75V76H45ZM68 75V76H67ZM81 75V76H80ZM230 76H231V74H229ZM23 78H22V77ZM29 76V77H28ZM36 76V77H35ZM44 76H45V78L47 77V79L48 78H50L51 80L50 81H52V82H50L49 80L48 81H46V79L44 78ZM64 76V77H63ZM95 76V77H94ZM101 76V77H100ZM205 76H207L206 78H205ZM210 76V77H209ZM21 77V81H20V78ZM33 77V78H32ZM36 79H35V78ZM71 77V78H70ZM98 77V78H97ZM103 77V78H102ZM222 77V78H221ZM14 79V81H13V79ZM28 78V80L30 81V83H29V81L28 80H26ZM42 78V79H41ZM44 78V79H43ZM62 78V79H61ZM67 78V79H66ZM196 78V79H195ZM12 79V80H11ZM18 79V80H17ZM23 79V80H22ZM25 79V80H24ZM65 79V80H64ZM68 79H69V81H68ZM72 79H74V80H72ZM101 79V80H100ZM131 79V80H130ZM220 79V80H219ZM40 80V81H39ZM62 80H64L63 82H61ZM83 80H84V82H83ZM91 82H90V81ZM97 80H98V82H97ZM126 80V81H125ZM128 80V81H127ZM230 81H231V79H229ZM19 81V82H18ZM26 83H25V82ZM28 81V82H27ZM43 81V82H42ZM57 81V83H56V85L57 86H54L55 85V82ZM61 83H60V82ZM66 81V82H65ZM99 81H101V83L102 82H104L105 84L107 83V84H109L108 86H109V88L107 87V84H106V87L107 88H105L104 89V87H105V85H103L104 83H100ZM11 82V83H10ZM32 82V83H31ZM46 82L48 83V84H50L51 86H50V88H49V85H47L46 84ZM60 83V88L58 87V84ZM73 82V83H72ZM115 82V83H114ZM18 84L16 87H15V85L16 84ZM27 83L29 84V85H27ZM43 83V84H42ZM52 83L54 84V85H52ZM72 83V84H71ZM77 83V84H76ZM88 83V84H87ZM99 83V84H98ZM9 84V85H8ZM13 84V85H12ZM32 84H34V85H31ZM40 84V85H39ZM46 84V87L44 86ZM61 84H62V86H64V85H66L65 87H62L61 86ZM71 84V85H70ZM115 84V85H114ZM128 84V85H127ZM216 84H218V85H216ZM220 84H223V86H221ZM27 85V86H26ZM37 85V86H36ZM39 85V86H38ZM42 85V86H41ZM85 85H87V86H85ZM95 85V86H94ZM97 85V86H96ZM100 85V86H99ZM101 85H103V86H101ZM110 85L111 86H113L112 88L113 89H110ZM9 86V87H8ZM29 86V87H28ZM35 86H36V88H38V89H34L35 88ZM48 86V87H47ZM89 86V87H88ZM213 86V87H212ZM5 87H8V88H5ZM14 87V88H13ZM28 87V88H27ZM30 87H31V89H30ZM33 87V88H32ZM42 87V88H41ZM54 87V88H53ZM56 87H58L59 88V90H58V88H57V92H55L56 90H54V89H56ZM84 87H85V89H84ZM102 87V88H101ZM117 87V89L119 88V89H123V90H128V91H130L131 89V91L130 92H132V93H135V94H137L138 96H140V97H142V98H145V99H150V100H152L153 102L155 101V103L150 107V108H144V105L143 104H139L138 102H131V101H133V100H131L130 98H127L126 97V94H118L117 96H116V93H114L113 95H115L116 96V98H115V96H113L112 94H110V92H112L113 93V90H115V88ZM10 88H12V89H10ZM22 90H21V89ZM49 88V89H48ZM82 88V89H81ZM88 88H90V89H88ZM98 88H100V89H98ZM215 88H217V89H215ZM6 89H8L6 92L9 94V95H11V96H9L8 94H6V92H5V90ZM10 89V90H9ZM24 89H25V91L27 90L28 92H29V90H30V92L28 93L27 91L26 92H24ZM54 90V91H52L51 93L49 92V91H51V90ZM60 89L62 90V93H60V94H64L63 96H61L60 94L58 95L57 93H59V91H60ZM64 89V90H63ZM77 89V90H76ZM88 89V90H87ZM108 89H109V91H108ZM231 89V90H230ZM12 90V91H11ZM19 90V91H18ZM36 92H38V90H40L38 93H35V91ZM45 90H48V92L49 93H47L48 95H46V94H44V93H46V91L44 92ZM84 90V91H83ZM86 90V91H85ZM100 90V91H99ZM190 90V89H189ZM15 91V92H14ZM41 91L43 92V98H45V96H46V99L44 100L43 98H42V93H41ZM65 91V92H64ZM80 91V92H79ZM83 91V92H82ZM116 92H117V90H115ZM33 92H34V94H33ZM54 92V93H53ZM88 92V93H87ZM104 92V93H103ZM1 93H3V94H1ZM11 93V94H10ZM19 93H21V94H19ZM24 93H28V95L26 94V96H25V94H24V96L25 97H23V96H21V95H23ZM53 93V94H52ZM66 93V94H65ZM103 93V94H102ZM107 93V94H106ZM108 93L111 95H108ZM119 93V92H118ZM194 93V94H193ZM15 94V95H14ZM17 94V95H16ZM39 94H40V96L41 97H39ZM84 94V95H83ZM96 94V95H95ZM107 95V96H105V95ZM2 95V96H1ZM14 95V96H13ZM31 95H34V97H33V99H30V97H31ZM38 95V96H37ZM52 95V96H51ZM56 95V96H55ZM69 95V96H68ZM86 95V96H85ZM104 95V96H103ZM13 96V99H14V101H13V99L11 98ZM19 96V97H18ZM50 96V97H49ZM55 96V97H54ZM110 98H109V97ZM113 96V99L111 98ZM119 96V97H118ZM188 96H190V97H188ZM4 99H3V98ZM7 97V98H6ZM16 97H17V99L18 98H20V100L18 101L17 99H16ZM26 97H28L29 98V100H28V98H26ZM40 98V100H39V98ZM58 97V98H57ZM59 97H60V100H59ZM67 97L69 98V99H67ZM147 97H149V98H147ZM24 98H26L25 99V102H24ZM32 98V97H31ZM63 98V99H62ZM112 99V100H107V99ZM118 98V99H117ZM204 98V97H203ZM231 98L233 99L234 98V96H231ZM53 99V100H52ZM57 99L59 100V101H57ZM65 99V100H64ZM82 99V100H81ZM86 99H88V100H86ZM117 99V100H116ZM16 100V101H15ZM21 100H23V101H21ZM37 100V101H36ZM42 100V101H41ZM49 100V101H48ZM54 100H56V102L54 101ZM75 100H78V101H75ZM82 102H81V101ZM115 102H114V101ZM136 100H137V98H136ZM182 102H184V103H182ZM204 100H205V98H204ZM3 101H5V102H3ZM18 101V102H17ZM44 101H45V103H44ZM50 101H51V103H50ZM53 101V102H52ZM65 101V102H64ZM67 101V102H66ZM89 103H88V102ZM116 101L118 102V103H116ZM180 101V102H179ZM20 102H22L23 104L21 105V103ZM30 102H32V104L30 105ZM35 102H38L37 104L35 103ZM41 102L45 105H43V104H41ZM46 102H48V103H46ZM56 104H55V103ZM60 102V103H59ZM70 102H71V106H70ZM81 102V103H80ZM84 102H85V104H84ZM130 102V103H129ZM16 103V104H15ZM20 103V104H19ZM87 103V104H86ZM92 103V104H91ZM113 103V107H110L111 105L110 104H112ZM133 103H134V105H133ZM13 104H15L17 107H19L18 109H17V107H15ZM24 104H28V105H24ZM43 105L45 108H43V109H41L43 106H41V105ZM52 104H54L55 106H52ZM76 105V107H75V105ZM78 104V105H77ZM79 104L81 105V106H79ZM90 104V105H89ZM116 104L117 105H120V106H117V107H119L120 109L119 110H117V107H115L116 106ZM136 104V105H135ZM170 105V107H169V105ZM201 104H202V106H201ZM13 105V106H12ZM82 105L83 106H85L84 108H82ZM93 105V106H92ZM96 105V106H95ZM99 105L101 106V109L99 108V111L97 110V108L99 107ZM110 105V106H109ZM123 105H125V106H123ZM139 105V106H138ZM12 106V107H11ZM23 106H24V108H23ZM50 106V107H49ZM78 106L80 107V108H78ZM87 106V107H86ZM90 106V107H89ZM98 106V107H97ZM105 106H106V108H105ZM121 106H123L122 108H121ZM48 107V108H47ZM53 107V108H52ZM68 107H70V108H68ZM71 107H72V109H71ZM74 107H75V109H74ZM94 107H96L95 109V111H94V113H93V115H92V113H90V112H92V110H94ZM116 109H115V108ZM127 107V108H126ZM141 107V108H140ZM12 108H14V109H17V110H14V109H12ZM22 110H24V111H22ZM31 108V109H30ZM47 108V109H46ZM52 108V109H51ZM55 108V109H54ZM81 108H82V110H81ZM87 108V109H86ZM91 110H89V109ZM105 108V109H104ZM110 108V109H109ZM170 108V109H169ZM175 110V111H173V109ZM178 108V109H177ZM28 109V110H27ZM48 109H50V111H47ZM81 110V113H79L80 112V110ZM86 109V110H85ZM140 109V110H139ZM142 109H143V111H142ZM202 109V110H201ZM205 109V110H204ZM224 109V108H223ZM13 110H14V112H15V114H14V112H13ZM19 110V111H18ZM31 110V111H30ZM43 110H45V112L47 113L46 114V116H47V118H46V116H45V112H43V114H42V111ZM54 112V115H53V112ZM86 112H85V111ZM100 110H102V111H100ZM111 112V114H115V112L117 113V111L119 112V113H117V115H111L110 113H109V111ZM115 110V111H114ZM145 110V111H144ZM12 111V112H11ZM28 113H27V112ZM70 111H75V112H73L72 114L71 113H69ZM99 113H97V112ZM112 111H113V113H112ZM171 111V112H170ZM173 111V112H172ZM212 111V112H211ZM223 111V113H221ZM23 112V114H21ZM79 113V115H77L78 113ZM83 112H85V113H83ZM142 112V113H141ZM12 113V114H11ZM30 113V114H29ZM33 114V116H31L32 114ZM56 113V114H55ZM60 113V114H59ZM89 115H88V114ZM97 113V114H96ZM198 113V114H197ZM199 113L201 114V115H199ZM202 113H205V116L202 114ZM218 113H220L219 115H218ZM19 114H20V117H18L19 116ZM41 114V117L39 116ZM49 114V115H48ZM52 116H51V115ZM70 114V115H69ZM109 114H110V116H109ZM197 114V115H196ZM218 116H217V115ZM17 116V118H16V116ZM21 115H23V116H21ZM29 115V116H28ZM44 115V116H43ZM207 115V116H206ZM14 116V117H13ZM79 118H78V117ZM85 116V117H84ZM114 116V117H113ZM161 116V117H160ZM184 116H190V118H194V117H197V119H198V117L199 118H201V122L199 121L200 119H198V123H193V124H195L194 125V128H190V134L188 135V140H187V143H186V146L184 147V144L182 143L181 144V142H179L180 141V138L182 137L181 136V134H182V130H181V125L180 124H182L183 122L181 121V122H179L178 124H177V121L180 119V118H182V117H184ZM216 116V117H215ZM25 117V118H24ZM30 117V118H29ZM36 117V118H35ZM50 117V118H49ZM71 117V118H70ZM111 117V118H110ZM202 117H204L203 119H202ZM215 117V118H214ZM15 118V119H14ZM18 118H20V119H22V120H19ZM35 118V119H34ZM148 118V119H147ZM158 118V119H157ZM192 118V119H193ZM211 118L213 119L212 120V122H211ZM261 118L262 117H258L257 115L255 116V123L254 124H252V126L256 129L253 133H252V135L251 136H253L254 137V140H256V134L259 132H262L263 130L261 129L262 127H264L263 125V123H264V120L262 119V121H261ZM17 119H18V121H20V123L17 121ZM44 119H46V121L44 122ZM174 119V120H173ZM16 122H15V121ZM26 120V121H25ZM37 120V121H36ZM42 120V121H41ZM48 120V121H49ZM29 121L31 122L30 124H28L29 123ZM35 121H36V123H35ZM28 122V123H27ZM35 125H34V124ZM38 123V124H37ZM145 123H149V129H148V133L142 138V139H139L138 137L136 138V132H137V130L139 129V127L142 125V124H145ZM204 123H205V125H204ZM18 124V125H17ZM107 125V126H106ZM108 125H111V126H108ZM175 125V126H174ZM188 124H184V127L186 128V126H187ZM20 126V127H19ZM22 126H23V128H22ZM30 126V127H29ZM31 126H34V127H31ZM183 126V125H182ZM193 126V125H192ZM191 126V127H192ZM203 126H208V127H206V129H205V131H204V133H203V131L201 130V131H199ZM190 126H187V128H189ZM27 128H28V130L29 131H27ZM30 128H31V130H30ZM23 129V130H22ZM33 129V130H32ZM188 130V129H187ZM153 131V132H152ZM28 132V133H27ZM29 132H30V134H29ZM155 132V133H154ZM170 132V133H169ZM195 132H198L197 134L195 133ZM122 133V134H121ZM243 133V132H242ZM242 133L238 136V138H239V140H240V137L243 139V138H245V133L242 135ZM23 134V135H22ZM26 134L28 135V136H26ZM170 134V135H169ZM197 135V136H196ZM198 135H199V139L198 138H196V137H198ZM119 136V137H120ZM234 136V135H233ZM133 137H135L134 139H133ZM177 137V138H176ZM195 137V138H194ZM23 138H25V139H23ZM219 138L221 139V140H219ZM260 138H261V136H260ZM133 139V140H132ZM137 139V140H136ZM150 139V140H149ZM198 139V140H197ZM130 140H132V141H130ZM196 140V141H195ZM130 141V142H129ZM134 141V142H133ZM138 143H137V142ZM139 141H140V143H139ZM150 141V142H149ZM175 141H176V144H175ZM189 141V142H188ZM221 141V143L219 144L218 142H220ZM242 141V140H241ZM240 141V142H241ZM172 142V143H171ZM174 142V143H173ZM196 142V143H195ZM232 142V143H231ZM133 145H132V144ZM134 143H137L136 145L134 144ZM193 143V144H192ZM223 143V144H222ZM226 143V146H224V144ZM128 146H127V145ZM130 144V145H129ZM189 144V145H188ZM218 144V146H216ZM125 145L127 146V147H125ZM160 145V146H159ZM162 145V146H161ZM194 145H195V147H194ZM214 145V146H213ZM220 145H222V147L220 146ZM240 146V145H239ZM238 146V147H239ZM125 149H124V148ZM175 147H176V149H175ZM180 147V148H179ZM201 147V146H200ZM218 147V148H217ZM159 148V149H158ZM203 150H204V148L203 147H201ZM217 148V149H216ZM179 149V150H178ZM121 152H120V151ZM220 150V151H221ZM238 150V149H237ZM257 150V148L254 150V151H256ZM126 151V152H125ZM115 152H116V156H113V155H115ZM124 152V153H123ZM122 155H121V154ZM182 153V154H181ZM194 153V154H193ZM112 154V155H111ZM192 154V155H191ZM255 154V153H254ZM111 155V156H110ZM117 155H119V156H117ZM139 155V156H138ZM166 155V156H165ZM124 156V157H123ZM137 156V157H136ZM183 156V157H182ZM113 157V158H112ZM115 157H116V159H115ZM118 157V158H117ZM136 157V158H135ZM164 157H166V160H165V158ZM107 158V159H108ZM122 159V160H119V159ZM134 158V159H133ZM180 158H182V159H180ZM244 158V157H243ZM114 159V160H113ZM142 159V160H141ZM178 159H180V161H181V166H183V167H179V160ZM113 160V161H112ZM118 160V161H117ZM133 162H132V161ZM139 160V161H138ZM164 160V161H163ZM240 160V159H239ZM238 160V161H239ZM243 160H245V159H243ZM125 161V162H124ZM128 161V162H127ZM161 161H163L164 163H165V161H166V165L168 166V167H166V165L163 163V165L165 166H163V165H159V164H162V162ZM210 161V160H209ZM109 163L110 164V166L112 165V167H113V164L112 163ZM120 162H122V163H120ZM128 164H127V163ZM129 162H131L130 164H129ZM136 162V163H135ZM139 162V163H138ZM178 162V163H177ZM210 162H212V161H210ZM127 165V167H126V165ZM133 163H134V165H133ZM178 165H177V164ZM119 164V165H118ZM121 164V165H120ZM135 164L138 166H135ZM139 164V165H138ZM193 164V165H192ZM158 165L159 166H161L162 167V169H161V167H158ZM134 166L137 168L136 170H135V168H134ZM193 166V168H191ZM132 167H133V169H132ZM160 168L159 170H158V168ZM155 168H156V173H155ZM182 168H184V169H182ZM154 169V170H153ZM166 169V170H165ZM182 169V170H181ZM170 170V171H169ZM183 171V172H182ZM189 171H192V172H189ZM164 172V173H163ZM179 172H181L179 175H178V173ZM161 175H160V174ZM167 173V174H166ZM189 173H191V174H189ZM164 174V175H163ZM209 174V175H208ZM180 175H182L181 177H178V176H180ZM191 175V176H190ZM194 175V176H193ZM164 176V177H163ZM207 176V177H206ZM213 176V177H212ZM183 177V178H182ZM189 177H192V178H190L189 179ZM195 177V180L193 179ZM228 177H229V175H228ZM147 178H149V177H145V179H147ZM179 178V179H178ZM211 178H212V181H211ZM231 178V179H230ZM237 178V177H236ZM235 177H234V174H231L230 175V177H229V180L230 181H228V185H229V183L230 182H232V181H234V179H236ZM151 179V178H150ZM180 179L181 180H183V182H181L180 181ZM207 179H208V181H207ZM252 179H254V178H252ZM152 180H154V178H152ZM192 182H190V181ZM178 181H180L181 182V184H182V186H183V183H184V188L183 187H180L181 186V184L180 183H178ZM189 181V182H188ZM206 181V182H205ZM209 181H211V183H212V185L211 186H209L208 187V185H209ZM175 182V183H174ZM196 182V183H195ZM207 182H208V184H207ZM190 183L192 184V185H190ZM202 183V184H201ZM250 183H254V184H250ZM193 184H194V186H193ZM179 185V186H178ZM205 185H206V187H205ZM218 185H220L219 186V188L221 189H219V190H217L218 188ZM251 185H255L253 188H252V186ZM257 185V186H256ZM190 186L192 187V189L190 188ZM259 186V187H258ZM227 187V185H225V188ZM257 187V188H256ZM181 189L182 191L184 190V192H182L181 190L179 191V189ZM196 188H200L199 189V191L196 189ZM202 188H203V190H202ZM207 188H209V190L207 189ZM228 188V187H227ZM252 188V189H251ZM194 189H196L197 191H198V193L199 194H197V191L196 190H194ZM207 189V190H206ZM211 189V190H210ZM249 189L250 190H252V191H250L249 192ZM255 189H259V190H255ZM209 191V194H208V196H207V194L206 193H208V192H206V191ZM226 190V189H225ZM187 192V194H186V192ZM191 191L193 192V191H196V192H193V194L194 193H196V194H194V195H196V196H194L192 193H191ZM227 191V190H226ZM235 191V192H234ZM256 191V192H255ZM205 192V193H204ZM217 192V193H216ZM219 192V193H218ZM182 193H184V194H182ZM214 193V194H213ZM223 193H224V195H223ZM181 194L183 195V198L182 197H180L181 196ZM206 194V195H205ZM220 194V195H219ZM196 197L198 200H201V201H196V199L195 200H192L193 199V197ZM217 195V196H216ZM222 195V196H221ZM255 195V196H254ZM202 196V197H201ZM210 196V197H209ZM251 196V197H250ZM257 196V197H256ZM187 199H186V198ZM189 197L191 198V199H189ZM209 199H208V198ZM215 197H217V201H216V198ZM256 197V198H255ZM219 198V199H218ZM223 198V199H222ZM221 199V201H219ZM252 199V200H251ZM255 199V203H254V200ZM189 200H191V202L189 201ZM179 202V203H183V202ZM193 201H196V204H197V206L196 205H194L195 203H193ZM204 201V202H203ZM216 201V202H215ZM233 201H234V204H233ZM251 201V202H250ZM190 202V203H189ZM199 202H200V204H199ZM217 202L219 203V204H217ZM248 202L249 203H251V205L250 204H248ZM189 203V204H188ZM216 203V205H217V207H215L216 205H214ZM181 204H179V205H181ZM233 204V205H232ZM247 204H248V206H247ZM199 205V206H198ZM203 205V206H202ZM220 207H219V206ZM221 205H223V206H221ZM229 205V206H228ZM231 205L233 206V207H231ZM250 205V206H249ZM254 205V206H253ZM201 206V208H199ZM204 206H206V207H204ZM197 207V208H196ZM202 207H203V209H202ZM219 207V208H218ZM250 207V208H249ZM252 207H254V208H252ZM193 208V209H194ZM205 208H206V210H205ZM217 209V212H219V213H216V209ZM219 209V210H218ZM232 210V212H231V210ZM251 209V210H250ZM205 210V211H204ZM204 212V213H203ZM221 212V213H220ZM216 213V214H215ZM231 213V214H230ZM235 213V215H238V213L240 214V215H242L243 214V216H244V218H245V220L247 219V220H249L248 221V223H247V226L246 227H244V228H240L239 230H237L235 233H233L231 230L230 231H227V229H226V227H227V225H229V222L231 221L230 220V216L231 215H233V214ZM242 213V214H241ZM208 214V213H207ZM207 214H206V216H207ZM229 214V215H228ZM219 215V216H218ZM220 215H221V218H220ZM215 216H218V217H215ZM227 216H229V217H227ZM219 218V220H217ZM227 220V223L225 224L224 222ZM219 221V222H218ZM260 221H262V228H257V227H259L260 225H259V223H260ZM218 224H220V226L218 225ZM225 224V225H224ZM234 226H236V224H235V222H234ZM222 228V229H221ZM221 229V230H220ZM223 230V231H222ZM254 231L256 232H259L260 234H258L257 232H256V234H254ZM250 235V236H249ZM247 236H248V238H247ZM186 238V242H188L189 240H188V235L185 237ZM239 238V239H238ZM236 243H234V245H231V244H233V241ZM232 241V242H231ZM228 243H230L229 245H228ZM229 246V247H232V248H229V247H227V250H229V251H227V253H224V252H226V246ZM248 247H243V251L244 250H246ZM236 250V251H237ZM254 250V251H253ZM258 250H260V249H252L250 252H249V250H247V253H250V254H247V255H249L248 257H252L253 255H254V253H256L255 255H259V254H261L260 252H263L264 251V249H261L260 251H258ZM253 251V252H252ZM224 253V254H223ZM223 254V255H222ZM226 254H227V256H226ZM225 255V256H224ZM222 256H223V258H222ZM225 257V258H224ZM247 256L245 257V258H248Z\"/></svg>", "mask_w": 264, "mask_h": 264}]
</instances>
